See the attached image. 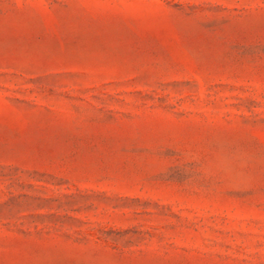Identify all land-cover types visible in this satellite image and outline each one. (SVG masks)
<instances>
[{
    "label": "rangeland",
    "instance_id": "374dc122",
    "mask_svg": "<svg viewBox=\"0 0 264 264\" xmlns=\"http://www.w3.org/2000/svg\"><path fill=\"white\" fill-rule=\"evenodd\" d=\"M0 264H264V0H0Z\"/></svg>",
    "mask_w": 264,
    "mask_h": 264
}]
</instances>
